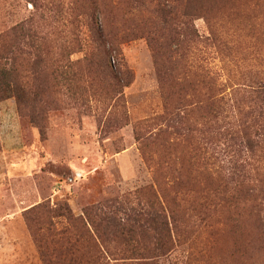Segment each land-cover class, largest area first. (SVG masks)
I'll list each match as a JSON object with an SVG mask.
<instances>
[{
    "label": "rangeland",
    "instance_id": "rangeland-1",
    "mask_svg": "<svg viewBox=\"0 0 264 264\" xmlns=\"http://www.w3.org/2000/svg\"><path fill=\"white\" fill-rule=\"evenodd\" d=\"M103 1L121 92L103 87L87 0H0V72L17 59L21 85L0 102V264H264V103L252 94L264 0L210 2L187 62L172 40L166 78L132 29L150 17L161 28L160 6ZM217 37L228 50L204 42ZM153 196L174 246L148 259L127 251L152 248L151 235L123 237L106 217Z\"/></svg>",
    "mask_w": 264,
    "mask_h": 264
},
{
    "label": "trees",
    "instance_id": "trees-1",
    "mask_svg": "<svg viewBox=\"0 0 264 264\" xmlns=\"http://www.w3.org/2000/svg\"><path fill=\"white\" fill-rule=\"evenodd\" d=\"M166 1L167 0H134L133 4L128 5L130 0H121L122 5H124V7H128V11L136 6L134 10L135 13H139L141 11H143L141 12L142 14L146 13L145 9H152L155 6V2L158 6H160L158 13L161 14V19H159V22L162 25L161 28L158 27L157 23H153L152 18L150 17L145 23H136L135 28L132 29H140L141 33H143L144 36L145 34H147L149 44L154 54L155 64L159 70L158 73L162 78H166L169 73L168 70L161 71V69L166 66L163 61L167 60L169 64L172 61V51L170 49L172 40L177 38V43L179 46L178 53L181 54V56H178V61L187 62L189 59L188 52L190 49L188 48L190 44H195L200 39L198 33L193 28V21L199 14H201V12L209 13L211 8L210 2H214V0H172V6H169V4H167L168 1ZM223 1L224 0H216L215 4H221ZM87 4V8H85L84 10L85 12L86 10L92 11L90 15V19H92L91 28L97 36L98 43H100V45L97 47V50L102 54V62L98 64V66L101 68V71L103 72L105 78V81L102 80L103 87H107V89L109 90L117 89L119 91L116 92H121L122 88L126 87L128 83L126 85L122 83V79L119 77V74L115 72L114 68L111 65L110 59L112 53L110 52V49L106 48V26L103 23H99V15L102 16L103 11L105 10L104 1L87 0ZM138 10L140 11L138 12ZM178 21L180 22V25L176 24V22ZM153 30H156V32L160 33V38L164 40L158 46V48L157 39L152 35L154 34L152 33ZM38 42L42 46L46 45L45 38L38 40ZM204 42H211V46L213 47L218 46V49L223 48L225 50H228L226 46L220 43L221 40L219 41L218 37L215 39H207ZM165 48V54L168 55L169 58L161 56V53ZM16 60L15 58L9 60L8 68L5 69L4 67L5 70L3 69L0 72V102L10 97V89L18 90L19 87L21 88L20 79L15 68ZM173 69L174 67H172V70ZM255 85L256 86L254 87V91L252 92V94H255L256 97H258V99H261L264 103V82H258ZM242 91L243 93H245L244 90ZM117 210L119 214L121 213L123 214V216L125 215L124 219H117L114 216L113 218L106 217V219L108 220V225L113 226L114 231L117 229V231L120 233V235L122 234L123 237H134L138 232L142 231L147 236L151 235L154 240L152 248L147 246L145 249H143V251H141L142 249L133 247L127 252L136 254L135 256H142L141 252H143V254H146V256H148V259L163 257L171 252L172 246H174V239L169 222V216L166 213V209L160 203L156 196H153V198L148 201V205L146 206L145 210L128 208V205L125 206L124 203L120 204V208L116 209V211ZM95 211H97V209ZM90 213L89 210L86 211V214ZM97 217L99 219H105L104 217L99 215ZM68 219L70 221L73 220L72 216L70 215L68 216ZM91 220H93V218ZM91 220H89L88 222L92 227H94V231H96L97 224ZM70 264H78V262L72 260Z\"/></svg>",
    "mask_w": 264,
    "mask_h": 264
}]
</instances>
